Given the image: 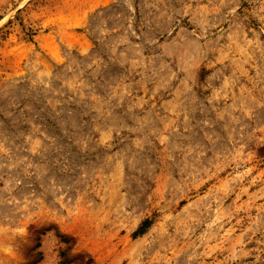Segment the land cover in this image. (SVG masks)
<instances>
[{
	"label": "rangeland",
	"instance_id": "1",
	"mask_svg": "<svg viewBox=\"0 0 264 264\" xmlns=\"http://www.w3.org/2000/svg\"><path fill=\"white\" fill-rule=\"evenodd\" d=\"M264 264V0H0V264Z\"/></svg>",
	"mask_w": 264,
	"mask_h": 264
},
{
	"label": "trees",
	"instance_id": "2",
	"mask_svg": "<svg viewBox=\"0 0 264 264\" xmlns=\"http://www.w3.org/2000/svg\"><path fill=\"white\" fill-rule=\"evenodd\" d=\"M87 262L90 264V261L89 260ZM85 264H87V263H85Z\"/></svg>",
	"mask_w": 264,
	"mask_h": 264
}]
</instances>
